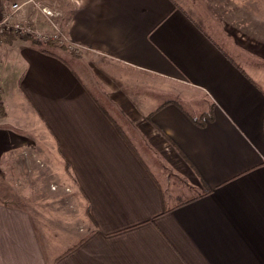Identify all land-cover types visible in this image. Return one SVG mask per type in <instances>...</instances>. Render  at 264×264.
I'll list each match as a JSON object with an SVG mask.
<instances>
[{
	"label": "crops",
	"instance_id": "1",
	"mask_svg": "<svg viewBox=\"0 0 264 264\" xmlns=\"http://www.w3.org/2000/svg\"><path fill=\"white\" fill-rule=\"evenodd\" d=\"M19 1L70 49L0 40V164L59 154L87 219L50 262L33 215L0 202V264H264L263 6L226 8L245 15L220 40L174 0ZM32 4L60 6L58 29ZM71 61L103 80L125 65L158 88L136 99L110 86L147 160Z\"/></svg>",
	"mask_w": 264,
	"mask_h": 264
},
{
	"label": "rangeland",
	"instance_id": "2",
	"mask_svg": "<svg viewBox=\"0 0 264 264\" xmlns=\"http://www.w3.org/2000/svg\"><path fill=\"white\" fill-rule=\"evenodd\" d=\"M174 1L177 5L182 7L185 12L191 14L199 23H203L202 25H205L204 27L207 30L209 28V30L218 32L217 37L220 40V31L222 30L221 25H224V23L229 24V22L236 20L238 17L242 18L243 15H245L225 13L226 8L228 7H231L229 9H232V6H242V0ZM250 4H253L254 6L262 5L264 8V0H251ZM33 6L39 7L44 14L52 16V19H48L44 16L47 23L42 26L48 28L50 26V28L58 29L57 26L59 23L61 24L64 20V11L58 5V7L40 6L39 4H34ZM26 8H28L27 5L24 6V9ZM238 10V8H235L233 12H237ZM26 12L22 9L20 12H17V21L29 23L33 29L42 32L43 30L40 28L37 19L28 14H24ZM30 14L33 13L30 11ZM52 31L53 30L45 29L43 32L51 35L53 33ZM58 42L59 44H63V39L61 40L62 43L60 41ZM64 45L66 46L64 49H70L66 44ZM96 62L99 63L100 61L96 59ZM71 64H73L74 68L79 72L81 78L85 80L89 86V90L99 99L105 113H108L111 117L117 120L135 145L142 147L140 149L143 150V152L140 153L144 156L145 160H147L148 154L146 142H144L145 138L142 136L137 137L131 130H128V119L124 118L123 114L120 113V110L114 106V99L110 86H121V89L128 94H134L132 96L136 99L139 97L144 99L147 94H151L155 97L158 88L146 84L145 77L140 73L129 70L125 65L107 63L105 70L111 75H117L113 76L112 79L109 77L103 80L98 77L93 71L94 69L89 66L88 62L77 61L75 63L71 61ZM258 64L259 63H255V67L252 68H264V64L257 67ZM93 75H95V77ZM118 93L120 92H116V94ZM197 98L198 97H196V101ZM187 103L192 106L194 102L190 100ZM23 112L30 113V110L26 111L25 108ZM16 129L20 133L25 132L23 128ZM27 130L34 132L35 128L29 127ZM29 131H27V133H30ZM35 137L38 138L39 136L36 134ZM8 154L11 158L9 163L0 164V202L19 206L33 215V220L38 232L41 234L48 260L50 262L54 261L56 255L66 246L67 229L74 226L78 231H81L82 225L87 219L86 206L80 203L81 200L79 199L78 194H75L73 187H70L71 178L67 172L68 163L64 158L59 156V154H54L51 158H47L48 165L43 159L37 160L32 155L33 153L30 152H28L30 155L28 157L26 156L27 152L25 154L24 151L20 150H13ZM161 176L162 173L160 174V177ZM50 244L53 246L50 247ZM54 249L56 251L52 252ZM50 250L52 252L51 255Z\"/></svg>",
	"mask_w": 264,
	"mask_h": 264
},
{
	"label": "built area",
	"instance_id": "3",
	"mask_svg": "<svg viewBox=\"0 0 264 264\" xmlns=\"http://www.w3.org/2000/svg\"><path fill=\"white\" fill-rule=\"evenodd\" d=\"M35 1V0H28ZM4 8V16L0 19V32H13L17 36H31L36 40L46 42L50 39L57 38L56 34H46L44 32L36 31L31 24L19 22L16 19V13L20 12L23 5L19 0H2ZM47 11V10H46ZM49 12V11H47ZM44 39V40H41ZM1 92V86H0Z\"/></svg>",
	"mask_w": 264,
	"mask_h": 264
},
{
	"label": "trees",
	"instance_id": "4",
	"mask_svg": "<svg viewBox=\"0 0 264 264\" xmlns=\"http://www.w3.org/2000/svg\"><path fill=\"white\" fill-rule=\"evenodd\" d=\"M7 33L8 34H11L14 37L17 36L13 32L3 31V32H0V40H2L3 38H5V36H6ZM25 37L31 38L33 40V42H35L37 44L46 43L47 45H50V46L60 45L59 42H58V39H50L49 41L42 42V41L36 40L35 38H33L31 36H27L26 35ZM60 46L63 47V48H66V46L64 44H61ZM5 114H6L5 106H4V103H3L2 99H1V96H0V118H2L3 116H5Z\"/></svg>",
	"mask_w": 264,
	"mask_h": 264
}]
</instances>
